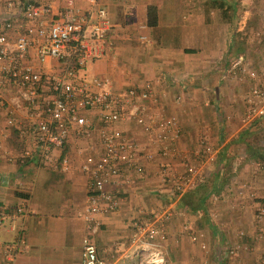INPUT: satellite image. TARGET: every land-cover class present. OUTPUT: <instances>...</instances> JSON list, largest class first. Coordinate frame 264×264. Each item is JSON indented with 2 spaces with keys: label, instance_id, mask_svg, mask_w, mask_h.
<instances>
[{
  "label": "crops",
  "instance_id": "1",
  "mask_svg": "<svg viewBox=\"0 0 264 264\" xmlns=\"http://www.w3.org/2000/svg\"><path fill=\"white\" fill-rule=\"evenodd\" d=\"M103 2L111 30L107 42L82 67L85 77L107 78L115 89L149 82L156 97L155 102H147L149 110L174 114L181 131L177 140L180 153L163 156L155 150L146 175L123 187L121 207L97 214L100 228L93 236L99 255L111 257L113 264H127L132 217L148 218L156 208L167 206L172 208L166 242L172 249L170 264H201L202 251L189 239L190 232L200 229L214 247V264H259L264 253V222L258 220L256 207L264 201V116L247 118L244 99L252 86L264 85V0ZM53 3L57 9L68 3L89 7L86 0ZM149 5L157 16L153 25L147 23ZM5 18L16 21L11 38L29 22L19 6L8 8L0 0V31ZM241 55L249 71L232 72V63ZM28 60L44 73L57 69L54 59L40 63L32 48ZM49 86L43 76L39 103L49 96ZM13 87L8 83L0 90L9 96ZM87 115L92 124L86 132L73 126L63 146L46 150L51 158L41 162V147L31 141L34 127L28 105L10 112L7 104H0V209L5 211L0 226V264H83L85 221L81 212L88 177L80 161L88 144L97 142L99 125L94 111ZM9 116L15 118L11 125L6 121ZM116 125L143 139L134 123ZM204 143L216 148L215 160L205 168L202 181L209 186V194L202 206L192 208L180 198L195 186L179 192L174 178L161 176L159 163L165 161L171 173L180 174L182 155L198 160ZM30 145L31 154L22 157ZM62 155L69 157L66 170L59 167ZM20 203L27 212L13 216ZM241 229L245 236H237ZM21 233L24 249L8 260L2 243ZM238 241L247 248L229 256L227 248Z\"/></svg>",
  "mask_w": 264,
  "mask_h": 264
},
{
  "label": "built area",
  "instance_id": "2",
  "mask_svg": "<svg viewBox=\"0 0 264 264\" xmlns=\"http://www.w3.org/2000/svg\"><path fill=\"white\" fill-rule=\"evenodd\" d=\"M86 1L89 3L87 9L71 3L57 9L53 0H5L8 8L19 6L29 22L24 31L11 38L16 21L9 18L3 21L0 31V87L11 83L14 90L9 96L0 90V104H7L10 112L28 105L34 127L31 141L41 147V162L43 158H51L46 150L63 146L73 126L78 132H86L92 124L87 112L94 111L99 123L97 142L88 144V150L80 161V168L88 177L85 205L81 212L85 221L81 257L83 264H113L114 259L99 255L97 249L93 236L100 228L97 214L121 207L123 187L146 175L148 160L154 157L155 150L163 156L180 153L177 140L181 129L174 114L165 113L162 109L149 110L147 102L150 99L156 101L149 82L142 87L115 89L107 78L88 80L85 77L82 67L107 42L111 30V20L103 0ZM93 13L94 19L91 20ZM30 48L40 63L54 59L57 69L44 73L35 66L28 60ZM230 70L249 71L242 55L236 58ZM43 76L50 83V94L39 103ZM244 101L247 118L264 116V85L252 86ZM6 121L11 125L15 118L9 116ZM120 121L134 123L143 139L134 137L133 131L118 128L116 124ZM31 152L30 145L21 156H29ZM200 153L198 160L180 154L184 159V169L180 174L171 173L165 161L160 162L161 176L174 178L175 189L179 192L202 182L205 168L215 160L216 148L204 143ZM69 164L68 155L60 156V168L66 170ZM25 212V204L20 203L14 207L12 215ZM197 212L201 213V210L197 209ZM171 213L172 208L164 206L156 208L148 218L132 217L127 264H170L166 242L167 220ZM4 215V208H1L0 226ZM256 216L264 222V201L258 203ZM237 236H245V231L238 230ZM189 239L208 251L205 230L190 232ZM24 245L25 237L21 233L15 239L3 242L1 247L6 258L12 260L21 253ZM246 248L245 242L238 241L227 248V254L234 256ZM259 264H264V253Z\"/></svg>",
  "mask_w": 264,
  "mask_h": 264
},
{
  "label": "trees",
  "instance_id": "3",
  "mask_svg": "<svg viewBox=\"0 0 264 264\" xmlns=\"http://www.w3.org/2000/svg\"><path fill=\"white\" fill-rule=\"evenodd\" d=\"M218 5V2L213 3V5ZM156 12L152 5L148 6L147 11V23L153 25L156 23ZM236 46V45H235ZM240 49L236 46L235 52H239ZM209 194V186L205 185L203 182L195 185L192 190H188L181 195L180 201L192 208L200 207L204 204L205 197ZM193 195L195 196L193 198Z\"/></svg>",
  "mask_w": 264,
  "mask_h": 264
},
{
  "label": "rangeland",
  "instance_id": "4",
  "mask_svg": "<svg viewBox=\"0 0 264 264\" xmlns=\"http://www.w3.org/2000/svg\"><path fill=\"white\" fill-rule=\"evenodd\" d=\"M253 35V34H252ZM212 162V161H211ZM211 162L209 163V164H211ZM208 164V165H209ZM210 247H211V249H210ZM167 249H168V256H169V261H171L172 259H173V257H172V249L168 246L167 247ZM201 249V248H200ZM212 250L214 251V247L212 248V245L211 246H209V249H208V251L207 252H205L204 250H202L201 249V253L203 254V257H202V259H201V264H209L210 263V261H211V264H214L212 261V259L211 258H213L214 259V257H213V255H212ZM198 264H200V262H198Z\"/></svg>",
  "mask_w": 264,
  "mask_h": 264
}]
</instances>
